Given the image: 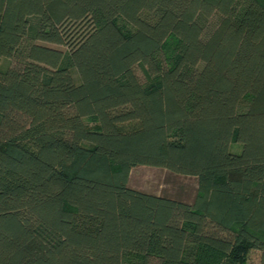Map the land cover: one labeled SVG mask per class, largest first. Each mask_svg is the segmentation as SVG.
Returning <instances> with one entry per match:
<instances>
[{
	"label": "trees",
	"instance_id": "16d2710c",
	"mask_svg": "<svg viewBox=\"0 0 264 264\" xmlns=\"http://www.w3.org/2000/svg\"><path fill=\"white\" fill-rule=\"evenodd\" d=\"M137 167L196 178L194 200L131 188ZM253 252L264 0H0V264Z\"/></svg>",
	"mask_w": 264,
	"mask_h": 264
},
{
	"label": "rangeland",
	"instance_id": "374dc122",
	"mask_svg": "<svg viewBox=\"0 0 264 264\" xmlns=\"http://www.w3.org/2000/svg\"><path fill=\"white\" fill-rule=\"evenodd\" d=\"M139 74L141 75L140 71ZM74 77L76 82L79 83V78L76 73H74ZM86 121L89 126H96L98 123L94 118H89ZM233 149L236 152L241 151L239 146L233 147ZM233 149L231 148L232 152L234 151ZM129 185L131 188L144 193L176 199L187 203H192L198 189L196 178L183 177L175 175L165 169L151 167L135 168L131 173ZM260 256V253L253 252L247 264H260Z\"/></svg>",
	"mask_w": 264,
	"mask_h": 264
}]
</instances>
